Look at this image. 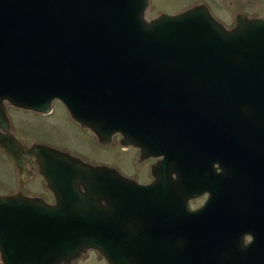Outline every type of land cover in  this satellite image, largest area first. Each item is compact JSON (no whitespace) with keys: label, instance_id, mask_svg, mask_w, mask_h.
<instances>
[{"label":"water","instance_id":"water-1","mask_svg":"<svg viewBox=\"0 0 264 264\" xmlns=\"http://www.w3.org/2000/svg\"><path fill=\"white\" fill-rule=\"evenodd\" d=\"M148 5L0 0V147L20 176L0 194L3 264H70L90 248L108 264H264V239L197 234L185 173L175 219L147 203L149 185L11 131L6 102L45 113L59 99L102 141L185 142L213 114L215 136L264 146V15L237 12L227 27L203 2L152 17ZM30 155L54 202L23 192Z\"/></svg>","mask_w":264,"mask_h":264},{"label":"flooded vegetation","instance_id":"flooded-vegetation-1","mask_svg":"<svg viewBox=\"0 0 264 264\" xmlns=\"http://www.w3.org/2000/svg\"><path fill=\"white\" fill-rule=\"evenodd\" d=\"M211 116L208 115L204 120L198 119L197 123L195 121L188 129L189 137L185 142L155 135L141 140L139 144L134 141L125 144L121 141L119 131H114L105 141L94 134L101 159L95 164L112 166L127 178L149 185L147 203L159 204L155 212L161 211L160 215H170L175 219L179 217L177 204L182 203L180 182L185 173L187 203L194 213L197 234L211 238L238 235L245 243L253 238L264 239L262 137L256 135L235 140L232 137L215 136L214 116ZM39 141L80 157L64 147ZM25 163L27 172L24 187L26 177L42 176L35 156L30 155ZM109 179L113 183L118 180L112 176ZM44 183L51 198L23 191L54 201V194L45 179ZM99 202L106 205L103 197ZM166 203L170 204L169 211Z\"/></svg>","mask_w":264,"mask_h":264},{"label":"rangeland","instance_id":"rangeland-1","mask_svg":"<svg viewBox=\"0 0 264 264\" xmlns=\"http://www.w3.org/2000/svg\"><path fill=\"white\" fill-rule=\"evenodd\" d=\"M199 2L205 3L211 13L227 27L235 24L237 12L248 16L264 15V0H149L146 13L147 17H152L161 11L175 12ZM18 107L6 102L11 131L26 141L27 145L43 140L75 152L85 161L95 164L101 160L96 134L75 120L61 100L54 99L48 113ZM42 176L38 174L36 178L26 177L23 190L51 198ZM18 189V168L0 148V194L13 193ZM0 264H3L1 257ZM70 264L108 263L102 255L90 248L72 259Z\"/></svg>","mask_w":264,"mask_h":264},{"label":"bare ground","instance_id":"bare-ground-1","mask_svg":"<svg viewBox=\"0 0 264 264\" xmlns=\"http://www.w3.org/2000/svg\"><path fill=\"white\" fill-rule=\"evenodd\" d=\"M146 16H147V13H146Z\"/></svg>","mask_w":264,"mask_h":264},{"label":"snow or ice","instance_id":"snow-or-ice-1","mask_svg":"<svg viewBox=\"0 0 264 264\" xmlns=\"http://www.w3.org/2000/svg\"><path fill=\"white\" fill-rule=\"evenodd\" d=\"M249 239H251V238L249 237Z\"/></svg>","mask_w":264,"mask_h":264}]
</instances>
